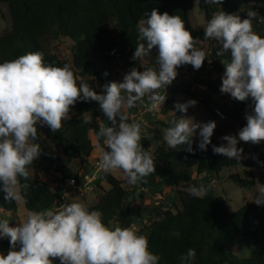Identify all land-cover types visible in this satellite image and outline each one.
Returning <instances> with one entry per match:
<instances>
[{
    "label": "clouds",
    "instance_id": "9594fccd",
    "mask_svg": "<svg viewBox=\"0 0 264 264\" xmlns=\"http://www.w3.org/2000/svg\"><path fill=\"white\" fill-rule=\"evenodd\" d=\"M194 2L200 4V0ZM205 3L220 5L222 0ZM258 16L255 10H249L244 19L239 14L217 11L204 27V39L222 45L217 55L230 53V59L222 62L225 70L220 91L240 102L249 98L252 101L246 126L238 133L239 141L252 144L264 141V37L253 29ZM145 17L137 23L138 39L143 42L138 43L132 59L147 57L155 49L158 69L147 67L140 71L133 67L122 82L103 85L101 93L78 77L70 65H45L41 52L0 63V192L5 201L20 199L19 190L29 187L21 184L20 178H29L28 167L42 153L35 142L37 126L58 132L78 101L98 102L109 121L110 126L97 133L106 145L99 162L103 172L119 171L129 185L155 173V160L142 147V122H130L126 110L138 102L143 104L147 98L148 110L158 111L167 99V87L178 75L177 69L190 64L199 70L207 57L197 48L199 40L180 16L153 9ZM259 20L264 21V17ZM196 103L177 102L174 108L186 114ZM81 118L86 124L92 123L87 112ZM171 125L163 132L167 146L176 149L186 145L188 152L193 151L192 137L197 129L201 138L198 147L206 150L217 127L215 121L197 123L186 116L172 120ZM222 139L227 143L213 146V152L239 161L243 149L237 147V137L225 135ZM206 192L203 186L190 188L195 197ZM254 202L264 205V187ZM3 237L10 238L11 249L7 255L0 253V264H53L57 259L60 264H158L160 260L150 251L147 236L139 234L134 226L106 225L100 211H90L87 204L78 201L56 210L29 211L15 227L7 219L0 220V238ZM195 257V249L189 248L181 255V264H192Z\"/></svg>",
    "mask_w": 264,
    "mask_h": 264
},
{
    "label": "trees",
    "instance_id": "16d2710c",
    "mask_svg": "<svg viewBox=\"0 0 264 264\" xmlns=\"http://www.w3.org/2000/svg\"><path fill=\"white\" fill-rule=\"evenodd\" d=\"M0 4L6 6L10 20L9 31L0 36V63L29 52H41L45 65H70L75 74L83 77L95 91L99 87L100 93L103 85L112 82L109 72L115 62H120L128 70L133 67L140 71L147 67L158 69L155 49L147 57L132 59L138 43L143 42L138 39L137 23L153 9L183 19L186 28L199 40L197 48L206 53L203 65L209 63L217 68L230 59L228 52L217 55L222 50L219 42L205 40L204 29L192 26L189 14L195 6L194 0H0ZM198 6L206 23L217 11L239 14L244 19L249 10H255L259 16L254 18L253 29L264 37V21L259 20L264 17V0H222L214 7L200 0ZM56 34L71 41L69 61L47 51L48 42ZM228 100V103H220L205 95L200 102L213 118L226 117L246 126V114L252 108L245 101H237L231 96ZM85 112L92 117V123L83 122L81 117ZM69 117L56 133L45 126L43 135L37 126L38 139L35 142L40 144L42 153L28 167L29 178H20L21 184L29 185L19 190L28 212L55 207V195L49 184L36 176L46 166L59 169L64 161L65 164L77 163L81 169L95 147L106 146L97 133L101 125H110L98 102L78 101L71 107ZM90 132L94 142L89 137ZM200 139V136L192 137V152L186 150V145L176 149H170L166 143L157 146L152 153L155 173L136 185H130L131 191L111 174L103 173L96 185L100 187L99 183L103 182L108 188L101 190L95 203L88 206L89 210L100 211L106 225L121 227L131 226L134 219H141L146 213L147 223H141L137 232L147 236L150 251L160 257L158 264H181L180 257L189 248L196 252L192 264H264V205L245 203L230 211L221 196L206 192L202 197H195L185 189L176 190L178 206L174 211L157 206L141 208L128 201L136 187L159 191L164 185L178 187L199 176L217 175L224 169L240 165L264 168V143L238 140L237 147L243 149L238 161L213 152V146L227 143L222 137L212 136L206 150L199 149ZM77 171L73 176L76 177ZM3 195L0 192V210L15 214V201H5ZM243 240H249L251 247L247 256L239 257L232 246ZM0 246L10 250V238H1Z\"/></svg>",
    "mask_w": 264,
    "mask_h": 264
},
{
    "label": "rangeland",
    "instance_id": "374dc122",
    "mask_svg": "<svg viewBox=\"0 0 264 264\" xmlns=\"http://www.w3.org/2000/svg\"><path fill=\"white\" fill-rule=\"evenodd\" d=\"M209 7H214L217 4H207ZM189 19L193 27L197 29H204L206 22L204 20L203 12L200 6L195 5L190 14ZM10 29V20L6 6L0 4V36L7 33ZM71 41L60 34H56L48 42L47 51L56 55L63 60H70L69 48ZM206 47L204 46V50ZM224 66L221 63L219 67L215 68L209 63H205L199 70L193 68L192 65H182L177 69V77L170 86L166 89L167 99L158 111L148 110V101L145 98L144 103H137V106L127 109L126 113L129 116V121L136 120L142 122V147L150 154L155 151L156 147L162 143H166L163 139L164 129L172 126L171 121L180 117L192 118L197 123H206L208 121H215L217 127L214 130L213 137H224L225 135L236 136L239 140L238 133L243 128L240 122H233L232 120L221 117L220 119L213 118L206 112L202 106L200 99L205 95H209L214 100L220 103H228L230 94L222 93L220 91L222 85V76L224 73ZM129 70L120 62H115L109 72L112 81L122 82L123 76ZM97 93H100V88L96 87ZM162 94H164L162 92ZM188 100H195L197 103L194 107H189L187 113H182L174 108V105L185 103ZM247 105L253 108L252 101L249 98L245 101ZM175 112V113H174ZM89 115V114H87ZM176 115V116H175ZM90 116V115H89ZM97 121V120H96ZM101 127H103L101 125ZM40 133L44 135L45 126H39ZM194 136L199 137V129L196 130ZM90 139L94 142V136L90 132ZM264 141L260 144L262 145ZM106 148V146L104 147ZM98 148L95 147L91 152V157H95L98 153ZM62 168H53L46 166V169L36 176L37 178L47 182L55 195V207L53 210L60 208L62 205L70 202H84L88 206L95 203L97 196L101 190H106L108 185L103 182H96L93 189L86 192H75L71 194H63L56 186L59 182L64 181L68 176L73 175L79 166L77 163L65 164L62 161ZM88 165V164H87ZM58 166V165H56ZM83 169L87 166L84 164ZM103 174V173H102ZM101 174V175H102ZM113 177L123 183V187L131 191L130 185L126 182L123 174L119 171L109 172ZM100 175V176H101ZM192 186H203L207 192L214 195L221 196L230 211H235L245 203H252L260 194V189L264 187V168H253L245 165H240L232 168H227L220 171L213 176H199L192 182L178 187H170L164 185L159 191L151 189L136 187L134 192L128 196V201L135 206L143 207H158L162 210H171L178 206V199L176 196L177 189H185L190 191ZM18 195L20 196L19 192ZM16 210L15 214H9L0 210V220L7 219L10 226H18V223L26 218L28 211L24 208L21 196L20 199L15 200ZM147 214L143 213L141 219H134L131 226L138 230L139 225L147 223ZM5 238V237H3ZM1 239V238H0ZM251 244L249 240L239 241L233 244L232 250L239 257L248 255ZM53 264H60L59 260H54Z\"/></svg>",
    "mask_w": 264,
    "mask_h": 264
},
{
    "label": "built area",
    "instance_id": "2783aa9c",
    "mask_svg": "<svg viewBox=\"0 0 264 264\" xmlns=\"http://www.w3.org/2000/svg\"><path fill=\"white\" fill-rule=\"evenodd\" d=\"M103 150H106V148L102 150L98 149L97 155L94 158L91 157L88 159L85 164L87 166L86 170L83 168L79 169L76 177L73 175L68 176L64 181L59 182L56 187L65 195L75 192L83 193L89 190L91 191L95 181L100 178L102 173H105L99 167L100 156ZM8 252L9 249L0 246V253L7 255Z\"/></svg>",
    "mask_w": 264,
    "mask_h": 264
}]
</instances>
